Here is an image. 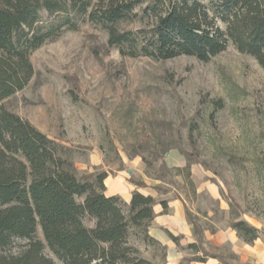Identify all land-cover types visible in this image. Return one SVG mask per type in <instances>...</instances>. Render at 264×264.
<instances>
[{
  "label": "rangeland",
  "instance_id": "1",
  "mask_svg": "<svg viewBox=\"0 0 264 264\" xmlns=\"http://www.w3.org/2000/svg\"><path fill=\"white\" fill-rule=\"evenodd\" d=\"M30 59L33 78L0 106L71 148L78 175L107 172L121 180V189L111 184L108 191L120 189L122 201L138 190L160 206L181 202L186 217L191 214L200 233L199 239L187 218L197 250L169 248L132 229L129 243L141 257L201 264L194 259L206 252L222 258L220 264H264V252L253 244L243 262L215 238L235 233L243 242L231 224L244 220L259 229L264 247V68L254 57L233 43L209 62L124 57L107 44L105 31L84 23ZM36 236L44 241L40 228ZM26 242L15 239L0 253L17 254ZM45 254L63 264L48 248Z\"/></svg>",
  "mask_w": 264,
  "mask_h": 264
},
{
  "label": "trees",
  "instance_id": "2",
  "mask_svg": "<svg viewBox=\"0 0 264 264\" xmlns=\"http://www.w3.org/2000/svg\"><path fill=\"white\" fill-rule=\"evenodd\" d=\"M145 20L139 29L125 27ZM84 23L105 31L107 44L124 57L209 62L233 43L264 68V0H211L209 6L200 0H0V102L33 78V51ZM107 177L78 175L71 148L1 105L0 249L15 239L27 242L17 254L1 252L0 264H55L46 248L63 264H153L129 238L141 229L144 239L157 242L149 234L155 197L138 190L129 203L108 197ZM161 204L166 211L167 202ZM187 218L200 239L189 212ZM231 228L247 244L260 238L244 220ZM208 256L222 260L204 252L194 261L206 263Z\"/></svg>",
  "mask_w": 264,
  "mask_h": 264
},
{
  "label": "crops",
  "instance_id": "3",
  "mask_svg": "<svg viewBox=\"0 0 264 264\" xmlns=\"http://www.w3.org/2000/svg\"><path fill=\"white\" fill-rule=\"evenodd\" d=\"M105 186L107 188L106 195L108 197L110 196H120L121 192L119 190L121 189V180H117L116 182H113L112 179L107 177L105 180ZM111 184H115L116 187H120V189H111ZM121 191V190H120ZM133 191V190H132ZM141 192V191H139ZM132 195H130L128 200H125L127 203L131 201ZM154 212H155V218L152 221V226L149 228V234L157 240V242H161L165 245H168L169 248H174L178 246H184L186 245L189 247L192 244H196V241L194 240V235L191 230V227L187 221V217L185 214V210L183 207V204L178 201H174L171 203H167V209L165 211L164 207L156 203L154 206ZM215 238H220V242L217 243V245H223V244H230L232 247L233 252L237 253L238 255H241V260L244 262L246 261V255L245 253H248V249L250 248V245L246 242H241L239 238H236L235 233L228 234V236H223L222 239L220 235L217 233L215 234ZM235 238L237 240H235ZM253 245L255 246L256 250L253 248L254 251H263L264 247L260 245V238L256 240ZM242 248V249H241ZM201 264H220L217 259L210 258L206 263Z\"/></svg>",
  "mask_w": 264,
  "mask_h": 264
}]
</instances>
